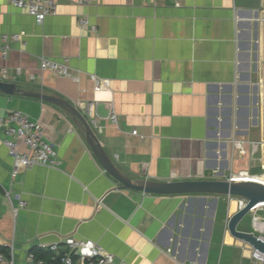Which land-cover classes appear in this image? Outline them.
I'll return each mask as SVG.
<instances>
[{
	"label": "crops",
	"instance_id": "obj_1",
	"mask_svg": "<svg viewBox=\"0 0 264 264\" xmlns=\"http://www.w3.org/2000/svg\"><path fill=\"white\" fill-rule=\"evenodd\" d=\"M55 1L58 13L38 22L0 0V45L3 33L24 32L26 41L14 42L0 63L19 88L74 104L124 174L228 178L244 164L243 154H257L264 139L254 137L259 99L249 83L252 37L244 34L252 33L246 24L252 26L264 0ZM84 15L96 34L79 26ZM41 57H69L80 81L41 70ZM90 74L110 80L109 87L95 92ZM112 105L117 124L108 118ZM11 110L42 124L60 162L23 169L12 180L13 160L0 138V245L13 244L15 264H35L27 260L32 248L70 236L95 240L129 264H255L252 246L228 229L236 197L124 188L64 109L0 92V115ZM6 192L14 203L26 202L16 217ZM238 229L260 236L243 221Z\"/></svg>",
	"mask_w": 264,
	"mask_h": 264
},
{
	"label": "built area",
	"instance_id": "obj_2",
	"mask_svg": "<svg viewBox=\"0 0 264 264\" xmlns=\"http://www.w3.org/2000/svg\"><path fill=\"white\" fill-rule=\"evenodd\" d=\"M90 1L78 0V3L86 5ZM9 3L33 16L38 22H43L48 16H54L58 13V4L55 0H9ZM78 24L92 34L97 33V25L92 23L88 16H80ZM24 37V32L3 33L0 59L8 60L13 43H25ZM39 66L43 71H51L75 82L80 81V74L72 70L69 57L62 60L41 57ZM16 73L20 75L22 73L21 68H17ZM30 77L34 79V75H30ZM12 78L9 67L0 63V80L10 82ZM90 79L94 83L95 92L104 90L110 85V80L100 78L97 74H90ZM95 106V101L89 102L87 105L88 112L91 113ZM108 118L113 124L118 123V114L113 105ZM132 133L137 134V130H133ZM0 138L13 160L12 180L23 169L36 165L56 167L60 163L55 146L46 140L42 124L32 120L28 114L21 110H11L5 115H0ZM243 172L244 170L231 173L228 179L236 181L235 175ZM247 172L250 173V171ZM6 193L11 201L13 215L16 217L20 210L26 207V202L19 199L17 203H14L9 192ZM236 198L239 200V209L243 208L246 205V200L240 197ZM262 209L264 207H260L259 204L251 212L257 214ZM254 223L256 224L255 227L258 228L259 218L257 215L254 216L253 225ZM259 237L264 241L263 235ZM37 248L49 251L52 259L58 260L59 264H129L125 260H118L113 253L106 251L98 242L89 238L70 236L53 243L41 242ZM251 259L255 264H264V252L252 247ZM27 260L35 264H48L46 261L38 259L34 251L28 253ZM0 264H15L13 244L9 247L8 254L0 253Z\"/></svg>",
	"mask_w": 264,
	"mask_h": 264
},
{
	"label": "water",
	"instance_id": "obj_3",
	"mask_svg": "<svg viewBox=\"0 0 264 264\" xmlns=\"http://www.w3.org/2000/svg\"><path fill=\"white\" fill-rule=\"evenodd\" d=\"M249 28L251 24H246ZM251 31L244 34L247 38H251ZM248 46L250 43L248 42ZM250 59V53L246 54ZM246 68L250 69V63L246 64ZM244 79H250L249 74L243 76ZM248 89V87H247ZM256 90V89H255ZM0 92L8 95H24L38 98L45 102L61 107L68 112L74 122L83 131L86 141L91 150L106 169L115 179H117L124 188L138 190L145 193H155L163 195L172 194H211V195H227L232 197H240L246 200V205L235 212L228 220V229L230 233L250 244L253 248L264 252V241L261 240L254 232H247L238 229V225L251 210L264 203V183L257 181H231L228 178L217 179H195V180H177V181H154V180H134L124 174L113 162L111 157L103 148L92 124L86 116L68 100L49 95L43 92L27 91L18 87L14 82L0 80ZM257 101V96L254 103Z\"/></svg>",
	"mask_w": 264,
	"mask_h": 264
},
{
	"label": "rangeland",
	"instance_id": "obj_4",
	"mask_svg": "<svg viewBox=\"0 0 264 264\" xmlns=\"http://www.w3.org/2000/svg\"><path fill=\"white\" fill-rule=\"evenodd\" d=\"M251 30L252 76L249 83L252 85V88L253 85H256L257 88L255 87V89L257 90L259 99L258 105H256L258 109V115L256 117L258 118L259 125L257 127L256 133L254 134V137L260 138L261 136H263L264 139V5L260 8L258 17L254 21H252ZM256 63L258 69L255 71L254 65H256ZM243 155L244 156L242 158L244 160V164L240 165L239 170L238 167H236L235 173L244 170L250 171V173L252 174H264V142L257 154L255 153L253 157L249 152ZM251 166H253L252 171L250 169ZM255 215H257L259 218L258 228L255 227V223L253 225V219ZM242 221L246 223L250 228L260 233V235L264 236V209L259 210L257 214H255L254 212H249Z\"/></svg>",
	"mask_w": 264,
	"mask_h": 264
},
{
	"label": "trees",
	"instance_id": "obj_5",
	"mask_svg": "<svg viewBox=\"0 0 264 264\" xmlns=\"http://www.w3.org/2000/svg\"><path fill=\"white\" fill-rule=\"evenodd\" d=\"M31 250L35 252L36 257L38 259H42V260L46 261L48 264H59L58 260L52 259V257H51L52 255L49 251L40 250L36 247L32 248ZM0 253L8 254L9 253V247H5V246L0 245Z\"/></svg>",
	"mask_w": 264,
	"mask_h": 264
},
{
	"label": "bare ground",
	"instance_id": "obj_6",
	"mask_svg": "<svg viewBox=\"0 0 264 264\" xmlns=\"http://www.w3.org/2000/svg\"><path fill=\"white\" fill-rule=\"evenodd\" d=\"M234 178L236 181H238V180H240V181L250 180V181H257V182L264 183V174L253 175L247 171H244L242 174H236ZM234 207H235V204H234ZM260 207H264V203H261Z\"/></svg>",
	"mask_w": 264,
	"mask_h": 264
}]
</instances>
